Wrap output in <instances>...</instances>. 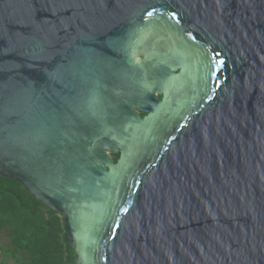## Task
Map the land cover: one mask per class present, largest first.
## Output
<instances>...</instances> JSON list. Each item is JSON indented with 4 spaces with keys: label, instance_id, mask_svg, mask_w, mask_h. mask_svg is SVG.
Instances as JSON below:
<instances>
[{
    "label": "water",
    "instance_id": "water-1",
    "mask_svg": "<svg viewBox=\"0 0 264 264\" xmlns=\"http://www.w3.org/2000/svg\"><path fill=\"white\" fill-rule=\"evenodd\" d=\"M0 176L75 264H264V0H0Z\"/></svg>",
    "mask_w": 264,
    "mask_h": 264
},
{
    "label": "trees",
    "instance_id": "trees-1",
    "mask_svg": "<svg viewBox=\"0 0 264 264\" xmlns=\"http://www.w3.org/2000/svg\"><path fill=\"white\" fill-rule=\"evenodd\" d=\"M117 160L119 154H113ZM0 256L16 264H75L64 217L14 179L0 176ZM4 257V256H3ZM1 259L3 264L8 263Z\"/></svg>",
    "mask_w": 264,
    "mask_h": 264
},
{
    "label": "rangeland",
    "instance_id": "rangeland-1",
    "mask_svg": "<svg viewBox=\"0 0 264 264\" xmlns=\"http://www.w3.org/2000/svg\"><path fill=\"white\" fill-rule=\"evenodd\" d=\"M0 244H4V241H3V239L1 238V236H0ZM3 255L2 256H0V264H3V262H2V260L1 259H3V258H6V256L4 255L5 253H2ZM4 256V257H3ZM6 260H8V263H4V264H16L15 262H14V260L13 259H9V258H6Z\"/></svg>",
    "mask_w": 264,
    "mask_h": 264
},
{
    "label": "flooded vegetation",
    "instance_id": "flooded-vegetation-1",
    "mask_svg": "<svg viewBox=\"0 0 264 264\" xmlns=\"http://www.w3.org/2000/svg\"><path fill=\"white\" fill-rule=\"evenodd\" d=\"M160 98L162 97V95H158ZM141 116H145V114L146 113H144V112H140V111H137ZM113 154H116V153H111L110 155H111V157L114 159V155ZM119 157V156H118ZM118 159V158H117ZM114 161H116V160H114Z\"/></svg>",
    "mask_w": 264,
    "mask_h": 264
},
{
    "label": "snow or ice",
    "instance_id": "snow-or-ice-1",
    "mask_svg": "<svg viewBox=\"0 0 264 264\" xmlns=\"http://www.w3.org/2000/svg\"><path fill=\"white\" fill-rule=\"evenodd\" d=\"M151 14H152L151 12L148 13V15H151Z\"/></svg>",
    "mask_w": 264,
    "mask_h": 264
}]
</instances>
